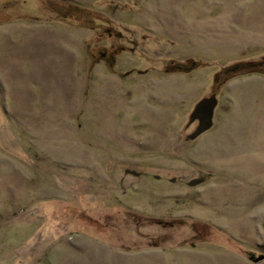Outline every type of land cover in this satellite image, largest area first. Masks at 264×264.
<instances>
[{
  "label": "rangeland",
  "instance_id": "obj_1",
  "mask_svg": "<svg viewBox=\"0 0 264 264\" xmlns=\"http://www.w3.org/2000/svg\"><path fill=\"white\" fill-rule=\"evenodd\" d=\"M258 60L264 0H0V264H264Z\"/></svg>",
  "mask_w": 264,
  "mask_h": 264
},
{
  "label": "water",
  "instance_id": "obj_2",
  "mask_svg": "<svg viewBox=\"0 0 264 264\" xmlns=\"http://www.w3.org/2000/svg\"><path fill=\"white\" fill-rule=\"evenodd\" d=\"M216 105L217 99L214 95L204 98L198 103L191 115V120L193 121L195 119H198L199 125L196 130L190 135L191 138L198 136L213 125V115ZM200 181H203V178L195 179L191 182V184H197Z\"/></svg>",
  "mask_w": 264,
  "mask_h": 264
},
{
  "label": "trees",
  "instance_id": "obj_3",
  "mask_svg": "<svg viewBox=\"0 0 264 264\" xmlns=\"http://www.w3.org/2000/svg\"><path fill=\"white\" fill-rule=\"evenodd\" d=\"M190 62L192 63L189 65H183L181 63L178 64V66L182 67L184 66V68H179V69H183V70H191L194 67L198 66L199 63H197V61L194 60H190ZM264 73V69L259 67V63L255 62V61H239L236 62L230 66L224 67L223 70V74H224V79L225 81H227L230 78H233L235 76H237L238 74H243V73ZM218 81H221V79L218 77Z\"/></svg>",
  "mask_w": 264,
  "mask_h": 264
},
{
  "label": "flooded vegetation",
  "instance_id": "obj_4",
  "mask_svg": "<svg viewBox=\"0 0 264 264\" xmlns=\"http://www.w3.org/2000/svg\"><path fill=\"white\" fill-rule=\"evenodd\" d=\"M108 30V35H111L113 33V31L109 28ZM108 47V46H107ZM111 47V46H110ZM122 47H117V48H104L103 50H99V53L104 55L106 61H108L110 63V65H113L116 62V54L118 55L119 52H121ZM257 63H259V67L264 69V60H258L255 61ZM173 64L169 65L166 68V72H172L175 71L177 68L172 67ZM176 67H180V66H176ZM180 68H184V66L180 67ZM146 70L140 71V73H145ZM127 74L130 73V71L126 72Z\"/></svg>",
  "mask_w": 264,
  "mask_h": 264
}]
</instances>
